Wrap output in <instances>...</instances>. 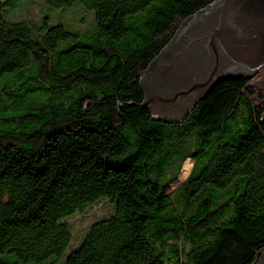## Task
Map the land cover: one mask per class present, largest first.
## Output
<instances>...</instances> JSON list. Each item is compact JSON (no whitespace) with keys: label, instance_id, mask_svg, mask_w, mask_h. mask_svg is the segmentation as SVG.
<instances>
[{"label":"trees","instance_id":"16d2710c","mask_svg":"<svg viewBox=\"0 0 264 264\" xmlns=\"http://www.w3.org/2000/svg\"><path fill=\"white\" fill-rule=\"evenodd\" d=\"M31 1L0 0V264H251L264 83L219 82L176 123L139 108L140 73L215 0H42L37 21ZM74 4L90 30L40 18ZM99 200L112 213L70 248L66 219Z\"/></svg>","mask_w":264,"mask_h":264},{"label":"water","instance_id":"95a60500","mask_svg":"<svg viewBox=\"0 0 264 264\" xmlns=\"http://www.w3.org/2000/svg\"><path fill=\"white\" fill-rule=\"evenodd\" d=\"M263 68L264 0H215L184 19L140 73L139 108L176 123L217 83L252 80ZM251 264H264V248Z\"/></svg>","mask_w":264,"mask_h":264},{"label":"rangeland","instance_id":"374dc122","mask_svg":"<svg viewBox=\"0 0 264 264\" xmlns=\"http://www.w3.org/2000/svg\"><path fill=\"white\" fill-rule=\"evenodd\" d=\"M21 3H22V0H17L16 5L20 6ZM42 6H43L42 0H32L29 3L27 7V12L30 13L29 16H31V18L34 21H37L39 17V11L42 10ZM78 10H81V12H77ZM14 11L15 10L12 9L10 12L13 13ZM51 11H52L53 18L48 21L49 25L58 23V24L63 25L65 29L69 31H72V27L69 26L71 22L74 23L75 27L79 28L82 32H84L85 30H90L92 28V21H93V24L95 23V17H94L93 12L86 10L80 4H74L64 9H57V8H53L47 5L46 10L42 11L40 18L42 15L48 16V13ZM24 15H25V11H18L15 17H13V19L18 20ZM87 15H90L91 17ZM84 18H85V21H83ZM252 80H253L252 84H255L256 82L264 83V68ZM191 168H192V163L190 161H186L183 164L179 183L182 182L188 176ZM112 211H113L112 206L107 201L99 200L95 204L86 207L82 211L77 212L70 218L66 219L69 225L70 231L72 233V243L70 245V248H73L76 246V244L81 240V238L87 232L91 224H93L96 220L109 216L112 213Z\"/></svg>","mask_w":264,"mask_h":264}]
</instances>
